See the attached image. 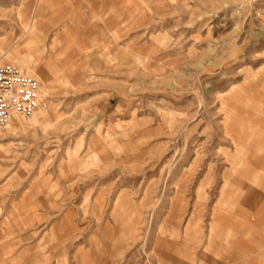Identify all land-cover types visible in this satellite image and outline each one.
<instances>
[{"label":"rangeland","instance_id":"374dc122","mask_svg":"<svg viewBox=\"0 0 264 264\" xmlns=\"http://www.w3.org/2000/svg\"><path fill=\"white\" fill-rule=\"evenodd\" d=\"M33 10L40 60L22 64ZM6 64L38 80L40 104L0 131V264L201 255L213 210L246 243L232 264H264V195L242 209L230 191L247 165L264 192V0H0Z\"/></svg>","mask_w":264,"mask_h":264},{"label":"crops","instance_id":"0c3cea01","mask_svg":"<svg viewBox=\"0 0 264 264\" xmlns=\"http://www.w3.org/2000/svg\"><path fill=\"white\" fill-rule=\"evenodd\" d=\"M39 11L38 10H33L32 11V15L30 16L28 13L27 15H21L23 16L25 19L23 22H21V42L16 45L15 47H13L14 51L13 54L16 57H19V59H21L19 62L22 64H25V59L26 58H30L33 59L31 60V62H33L34 64H36V61H39L40 59L38 58H34V51L37 48V43L39 42ZM5 46V45H4ZM23 52H25V54L23 55ZM35 57H38L35 55ZM257 162V161H255ZM249 170V167L244 166L241 170L238 171V177L235 178L236 181L232 182L231 184V192L235 195L236 201L235 204L236 206L240 207L242 206V209H249L252 205H256L258 204L259 201L262 200V197L264 195L263 191H259L257 189H253V187L251 185H249V180L247 178V171ZM245 178V181L242 180ZM262 192V193H260ZM197 212V211H196ZM196 212L194 211V213L191 214L190 219L187 221L186 225H185V229H184V234L186 236H188V234H190L189 232L191 231V228L193 229L194 226H198L200 225V221L196 215ZM231 213V212H230ZM233 215V214H232ZM173 217V215H172ZM211 219H215L213 223L209 224V237L207 239V246L205 248V252H202L201 255H198L196 253H194V250L191 247H186L183 248V250H185V252H183V250H181V246H177L176 248H174L172 251L169 250L168 248L165 249L164 252H160L157 255V263L158 264H216L215 263V259L217 256L221 255L220 253V249L222 248V244L225 243V257H226V264H232V252L233 250L236 249V247L234 246V239H237L238 242L241 244H246L243 243L244 241L241 240V236H236V234L234 235L235 237H232L233 233V229H225V226H229L230 228H232L231 226H233V219L231 218L232 216L230 214H227L224 216H220V214L217 211L212 212L211 215ZM181 220L180 219H176L174 220V222H171V227L178 229L180 227L179 222ZM237 220H235L236 222ZM124 225L127 228L128 232H132V228H133V222L131 220L128 221H124ZM225 229L226 233L224 232V236L225 238L221 239L223 243H217V239L216 237H218V230H223ZM196 232V230L194 231ZM200 232V231H199ZM232 234H229V233ZM169 240H173V239H177L178 238V234H171L168 236ZM188 242V241H187ZM118 243V242H116ZM117 245V244H116ZM168 250V251H167ZM237 251V249L235 250ZM238 253L239 254H243V256H247L249 254H251L252 252H247L245 253V250L239 247L238 249ZM234 258V257H233ZM79 262L80 264H84L83 262V257L80 256L79 258Z\"/></svg>","mask_w":264,"mask_h":264},{"label":"built area","instance_id":"2783aa9c","mask_svg":"<svg viewBox=\"0 0 264 264\" xmlns=\"http://www.w3.org/2000/svg\"><path fill=\"white\" fill-rule=\"evenodd\" d=\"M38 80L14 65H0V131L12 119L29 122L40 104Z\"/></svg>","mask_w":264,"mask_h":264},{"label":"bare ground","instance_id":"6f19581e","mask_svg":"<svg viewBox=\"0 0 264 264\" xmlns=\"http://www.w3.org/2000/svg\"><path fill=\"white\" fill-rule=\"evenodd\" d=\"M30 59V58H29ZM33 60V59H31ZM29 62V61H28ZM34 62V61H33ZM38 108V107H37ZM37 110V109H36ZM40 112L42 113V109H40ZM46 112V111H45ZM45 114V113H44ZM35 114L33 115L32 119L29 121V123H34ZM16 119H12L9 124L6 126L10 130V132H15L18 129V126L15 124ZM18 124V122H17Z\"/></svg>","mask_w":264,"mask_h":264}]
</instances>
